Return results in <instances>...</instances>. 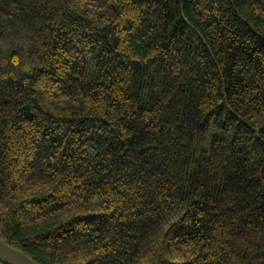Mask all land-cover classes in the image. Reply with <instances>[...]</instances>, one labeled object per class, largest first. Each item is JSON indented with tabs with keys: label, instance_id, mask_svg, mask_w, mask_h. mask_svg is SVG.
Instances as JSON below:
<instances>
[{
	"label": "trees",
	"instance_id": "1",
	"mask_svg": "<svg viewBox=\"0 0 264 264\" xmlns=\"http://www.w3.org/2000/svg\"><path fill=\"white\" fill-rule=\"evenodd\" d=\"M0 238L264 264V0H0Z\"/></svg>",
	"mask_w": 264,
	"mask_h": 264
},
{
	"label": "water",
	"instance_id": "2",
	"mask_svg": "<svg viewBox=\"0 0 264 264\" xmlns=\"http://www.w3.org/2000/svg\"><path fill=\"white\" fill-rule=\"evenodd\" d=\"M0 260L6 264H40L22 250L0 238Z\"/></svg>",
	"mask_w": 264,
	"mask_h": 264
},
{
	"label": "rangeland",
	"instance_id": "3",
	"mask_svg": "<svg viewBox=\"0 0 264 264\" xmlns=\"http://www.w3.org/2000/svg\"><path fill=\"white\" fill-rule=\"evenodd\" d=\"M1 264V263H0Z\"/></svg>",
	"mask_w": 264,
	"mask_h": 264
}]
</instances>
